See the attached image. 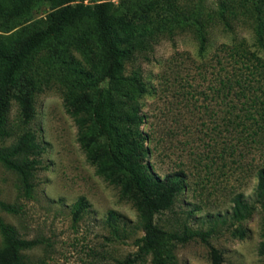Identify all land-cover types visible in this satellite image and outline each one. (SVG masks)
I'll use <instances>...</instances> for the list:
<instances>
[{
    "label": "rangeland",
    "instance_id": "rangeland-1",
    "mask_svg": "<svg viewBox=\"0 0 264 264\" xmlns=\"http://www.w3.org/2000/svg\"><path fill=\"white\" fill-rule=\"evenodd\" d=\"M133 1L112 0L114 12L121 14L128 5L139 3ZM168 1L189 23L165 33L152 52L128 61L125 68L126 76L139 71L147 89L139 98L141 131L147 137L145 162L155 176L164 179L183 173L185 182L174 207L155 216V224L165 232L158 248L163 255L167 251L172 255L169 264H214L211 247L219 251L221 264H264L259 253L264 211L256 200L257 174L264 167V71L249 75L247 81L257 82L256 87L239 101L234 90L219 91L220 73L225 76L226 71H221L217 58L222 44L235 41L257 49L254 28L257 8L264 18V0L259 7L252 0ZM12 6L11 0L0 1V8ZM51 12L49 3L21 17L3 11L0 43L10 45L15 36L39 25ZM200 30L207 38L204 56ZM259 54L264 57V50ZM53 62L61 75L59 60ZM227 68L232 78V65ZM43 78H48L45 72ZM65 86L52 81L35 97L32 128L44 152L33 195L25 196L18 176L0 164V223L11 225L24 239L39 241L22 253L25 264H119L139 253L146 233L134 204L123 200L120 188L88 160L76 122L65 109ZM10 119L18 128L15 102ZM239 194L254 208L240 222L231 217ZM82 200L85 208L76 218L75 205ZM3 203L16 211H5ZM237 230L246 232L244 239L234 235ZM190 232L209 233L208 243L200 238L182 243L175 238ZM153 260L151 253L138 264Z\"/></svg>",
    "mask_w": 264,
    "mask_h": 264
},
{
    "label": "trees",
    "instance_id": "trees-1",
    "mask_svg": "<svg viewBox=\"0 0 264 264\" xmlns=\"http://www.w3.org/2000/svg\"><path fill=\"white\" fill-rule=\"evenodd\" d=\"M11 1L13 6L9 10L0 8V14L4 11L11 17L26 16L42 3H49L52 12L39 25L15 36L10 45L0 43V164L18 176L25 196L31 197L44 152L32 128L35 97L44 90V84L66 83L64 105L76 122L82 149L97 172L120 188L121 198L134 204L146 233L139 253L119 264H138L151 253L153 264H169L172 255L168 251L163 255L158 248L165 232L155 224V216L174 207L185 188L183 173L161 179L145 162L147 137L141 131L144 118L139 98L147 89L139 71L126 76L125 68L128 61L152 52L165 33L187 25L189 18L181 16L179 7L168 0H134L121 14L114 12L112 0H99L94 5H86V0ZM252 1L256 7L263 2ZM257 14L256 50L244 41L222 44L217 49L218 65L226 71L225 76L220 73L219 91L232 89L239 101L256 87L257 82L247 81L249 75L264 71V57L259 54L264 50L261 8H257ZM199 34L200 55L204 56L207 38L203 30ZM43 52L47 53L44 58ZM53 60H59L63 74L55 70ZM230 64L232 78L227 71ZM253 101L257 102L255 98ZM13 102L18 106V128L10 119ZM257 177L256 200L264 211V167ZM233 202V220L240 222L251 216L254 208L242 194ZM75 207V217L79 218L85 208L83 200ZM2 208L16 211L4 203ZM111 219H116L114 214ZM0 234V264H25L22 253L39 245L38 240L22 238L14 227L3 222ZM234 235L244 239L246 232L237 230ZM209 236L190 232L175 238L182 243L194 238L208 243ZM259 253L264 255V243ZM211 256L214 264H221L222 257L214 247Z\"/></svg>",
    "mask_w": 264,
    "mask_h": 264
}]
</instances>
